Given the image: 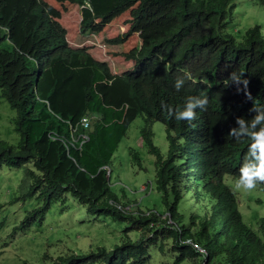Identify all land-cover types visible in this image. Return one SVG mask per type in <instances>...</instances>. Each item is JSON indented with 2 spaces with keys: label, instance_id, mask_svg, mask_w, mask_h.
<instances>
[{
  "label": "trees",
  "instance_id": "trees-1",
  "mask_svg": "<svg viewBox=\"0 0 264 264\" xmlns=\"http://www.w3.org/2000/svg\"><path fill=\"white\" fill-rule=\"evenodd\" d=\"M75 1L83 32L139 3L129 31L113 43L130 36L146 13L156 7L159 13L142 30L139 48L126 55L135 60L134 68L114 75L86 50L68 46L66 30L50 16L45 1L0 0V98L13 111L9 119L19 136L17 144L0 140V170L22 169L16 190L10 187L11 204L32 201V210L14 230L40 227L56 206L77 203L90 217L122 227V238L110 248L59 254L48 264H148L151 248L171 253L175 264H264V216L255 215L261 223L255 229L240 208V197L249 194L233 190L250 140L227 135L237 116L255 115L253 104L264 108V23L255 17L253 25L241 23L247 7L257 4L263 13L264 0ZM233 72L248 80L251 99L243 84L228 81ZM178 78L185 81L179 90L174 87ZM193 96L208 99L194 120L168 115L169 107L182 108ZM93 113L99 115L92 116L90 139L78 150L70 124ZM139 116L144 117V146L156 157L153 177L163 212L139 209L137 201L125 209L134 204L130 191L113 189L112 178L101 169L111 165ZM156 121L167 127L168 156L154 143ZM130 153L142 166L140 153L134 148ZM3 206L0 214H7ZM70 209L66 214L72 218ZM130 231L140 236L130 237Z\"/></svg>",
  "mask_w": 264,
  "mask_h": 264
},
{
  "label": "rangeland",
  "instance_id": "rangeland-1",
  "mask_svg": "<svg viewBox=\"0 0 264 264\" xmlns=\"http://www.w3.org/2000/svg\"><path fill=\"white\" fill-rule=\"evenodd\" d=\"M240 1L244 4V0ZM46 2L51 5L53 17L67 29L68 39L79 45L87 43L88 46H94V44L102 46L103 48L91 51L94 55L101 51L100 57L109 62L111 70L115 73H120L119 71L132 66V61L126 60L124 54L130 53L139 46L142 30L159 13L157 7L146 13L139 26L124 39L125 42L122 45H111L109 39L124 35L129 31L130 19L133 17L132 12L139 7V3L129 5L105 22L98 20V23L94 24L92 34L83 36L79 28L82 18L81 8L75 3V0H46ZM247 8L249 11L246 17L241 19L243 27L253 25L254 21L251 17L259 18L258 20L264 23V12L258 11L257 4L255 7ZM11 113L13 114V111L7 101L0 98V140L17 144L19 136L13 130L12 122L9 119ZM143 124V116H139L133 121L113 156L111 163L113 169L112 187L119 192L122 189L130 191L129 197L134 200H132L134 202L132 207L140 204L141 208L139 209L144 211L156 208L163 212V197L157 189V183L153 177L156 168L152 161L155 162V156L150 154L148 148L141 143ZM153 131L154 143L166 154L170 144L167 127L162 122L156 121ZM130 148H134L140 153L142 166L137 161L134 162ZM21 175L22 169L2 168L0 170V204L4 205L3 212H8L0 214V221L3 220V217L6 218L4 226L0 225V264H48L51 259L66 252L94 250L98 245L110 248L119 240L120 234H123L122 227L112 222L109 223L102 217H90L84 212V208H78L77 203H74L73 207L71 205L56 206L47 214L40 227L33 224L26 230H14L15 226L24 220L26 213L32 210L30 205L32 201L10 203L12 201L10 187L13 191L16 190ZM150 181H153V186L149 185L145 189L146 184H149ZM244 192L249 194L246 198L240 197V208L245 214V220L252 223L255 229H260L261 223L258 222L260 218L255 215L264 216V190L257 186L253 190ZM173 199L174 197H172ZM69 209L70 211L73 209L74 216L72 218L66 214ZM165 216L166 213L163 217ZM128 235L135 239L140 236L134 231H130ZM260 235L264 239V231H261ZM150 254L151 258L148 264H175L169 252L163 253L159 249L151 248ZM194 263L184 261L178 264Z\"/></svg>",
  "mask_w": 264,
  "mask_h": 264
},
{
  "label": "clouds",
  "instance_id": "clouds-1",
  "mask_svg": "<svg viewBox=\"0 0 264 264\" xmlns=\"http://www.w3.org/2000/svg\"><path fill=\"white\" fill-rule=\"evenodd\" d=\"M43 1L46 2V0H43ZM75 3H76V1H75ZM47 4L51 8V5L49 3H47ZM81 13H82V11H81ZM50 16L53 19L57 20L56 18L53 17L52 8H51ZM100 22H102V21H100ZM96 23H98V20H96ZM61 25H62V23H61ZM79 28H80V33L83 36H88V35L92 34L93 28L87 32L82 31V18H81V23H80ZM64 29L66 30L65 40L71 49L76 50V51L78 49L86 50L96 62H98L100 64H107L109 70L114 75H120V74L134 68L135 60L127 59L126 55L129 54L127 52L124 54L125 59L128 60L129 62L132 61V66H130L127 69H123V70L119 71L120 73L113 72L110 68L109 62L107 60H105V58L100 57L101 51L95 53V55L91 51V50L94 51V49L103 48L102 46L99 47V46H97V44H94V46H92V45L88 46V45H86L87 43H83V44L79 45L76 42H72L71 39L70 40L68 39L67 29L65 27H64ZM5 34H6V38L10 41L9 28L8 27H7ZM119 36H122V35H119ZM115 38H117V37H114L112 39H115ZM112 39H109V43L111 45H122L125 42V41H123L122 43H113ZM140 40H141V37H140ZM74 43H75V45H74ZM140 44H141V42H140ZM140 44H139V46H140ZM139 46L137 48H139ZM185 77L187 79H192L190 73H185ZM227 79L229 82L236 83L237 85L243 84L244 87L242 90H243L245 96L247 98L251 99L250 93L247 90L248 80L241 79L240 75H237L235 72L230 73V75ZM184 82H185L184 79L178 78L174 82V87L177 90H179L181 88V86L184 84ZM237 91L239 92V91H241V89L238 87ZM207 104H208V99L206 96L205 97H198V96L188 97L187 100L184 102L182 108L177 107L175 110H173L171 107H169L168 108V115L170 117H173L177 121L191 122L192 120H194L196 118V115H197L196 110L199 109L200 111H205ZM250 111L255 112V115L251 119L246 120L243 117L237 116L235 118V125L236 126L230 127L229 131L227 133V135L229 137H232L236 141H240V140H243L245 138L250 140V143L247 146V151H246L245 156H244V162L239 169L238 178L235 179L233 182V190L250 191V190H253L254 188H256L258 185L264 184V108L257 107L253 104V107H252V109H250ZM94 115H99V114L93 113V114L85 115L77 122L76 125L70 124L71 131L75 134V135H72L71 141L74 144L78 143V146H76V149H78V150H82L83 145L90 139V136H89L87 131L92 126V119H93L92 116H94ZM85 119H86V121H88V124H85V122H84ZM80 128H82L83 131H79ZM49 135L53 139L60 138V137H57V135L55 133H52V132H50ZM142 137H143V134H142ZM169 142H170V140H169ZM141 143L144 145V138H143ZM171 150H172L171 142L169 144V150L166 154L163 153L160 149L161 153L164 156L170 155ZM150 154H152V153H150ZM152 155H154V154H152ZM155 159H156V157H155ZM101 169L106 171L108 178L112 177L113 169H112L111 165L105 164L101 167ZM155 174H156V170H155ZM149 185L153 186V181H150L149 184H146L145 189ZM260 188L263 189L262 187H260ZM132 206L131 205L126 206L129 208L125 207V209L129 210ZM167 216L168 215L166 214V216L164 218H166Z\"/></svg>",
  "mask_w": 264,
  "mask_h": 264
},
{
  "label": "built area",
  "instance_id": "built-area-1",
  "mask_svg": "<svg viewBox=\"0 0 264 264\" xmlns=\"http://www.w3.org/2000/svg\"><path fill=\"white\" fill-rule=\"evenodd\" d=\"M85 124H88V121H86V119L84 120ZM126 208H129V207H126ZM190 242V241H189ZM200 251H205L203 248H201V246L199 245H195Z\"/></svg>",
  "mask_w": 264,
  "mask_h": 264
}]
</instances>
